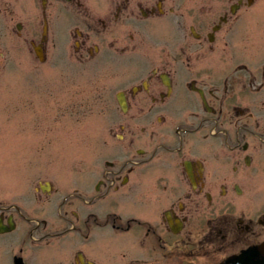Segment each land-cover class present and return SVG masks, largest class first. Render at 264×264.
I'll return each instance as SVG.
<instances>
[{"label": "flooded vegetation", "instance_id": "flooded-vegetation-1", "mask_svg": "<svg viewBox=\"0 0 264 264\" xmlns=\"http://www.w3.org/2000/svg\"><path fill=\"white\" fill-rule=\"evenodd\" d=\"M256 1L0 0V29L24 35L40 62L49 32L65 35L50 65L65 60L66 82L73 61L112 76L96 91L115 102L107 134L119 155L73 189L65 229L38 223L40 241L66 236L64 264H264V54L246 35ZM22 101L31 129L40 110ZM6 121L18 143L24 117ZM13 207L0 198L12 229Z\"/></svg>", "mask_w": 264, "mask_h": 264}, {"label": "rangeland", "instance_id": "rangeland-1", "mask_svg": "<svg viewBox=\"0 0 264 264\" xmlns=\"http://www.w3.org/2000/svg\"><path fill=\"white\" fill-rule=\"evenodd\" d=\"M246 13L260 17L249 19L248 47L260 46V53L264 54V0H257ZM31 24L29 35L38 40L40 25ZM23 36L15 37L0 29V51L6 52L7 60L4 68L0 65V95H3L0 101H7L0 104V111L6 110L0 114V141L13 137L15 141L0 144V198L14 205L13 210L18 213H14L15 228L0 233V264H13L16 253L22 256L24 264H64L66 236H48L40 241L38 223L46 221L52 226L47 231L65 229L63 215L73 189H80L85 180L95 178L103 158L119 155L120 147L109 144L116 140L107 134L115 120V102L107 97L99 99L96 91L102 83H111L112 76L103 78L100 73L104 66L96 60H88L82 70L73 61L72 81L66 82L68 76L61 73V68H65L61 62L65 60L57 57L56 63L50 65L55 61L53 51L58 48L60 52L67 46L65 35L56 26L49 32L46 43L49 59L45 63L32 54L29 40L23 41ZM256 53L253 51L254 56ZM22 99L26 107L30 106V100L40 110L31 129L26 110L19 106ZM67 104L72 106L69 116L60 112ZM17 117H24L25 122L18 143L10 132L13 127L6 121L7 118L15 121ZM44 181L51 185L45 195L39 188V182Z\"/></svg>", "mask_w": 264, "mask_h": 264}, {"label": "water", "instance_id": "water-1", "mask_svg": "<svg viewBox=\"0 0 264 264\" xmlns=\"http://www.w3.org/2000/svg\"><path fill=\"white\" fill-rule=\"evenodd\" d=\"M41 188H42L43 190H47V189H48L47 186L44 187V186H42V185H41ZM12 227H13L12 222H10V226H9V227H4L3 225L0 224V232L8 231V230H10ZM15 264H22V260H21L20 257H16V258H15Z\"/></svg>", "mask_w": 264, "mask_h": 264}]
</instances>
